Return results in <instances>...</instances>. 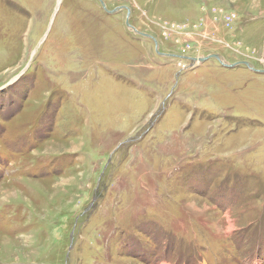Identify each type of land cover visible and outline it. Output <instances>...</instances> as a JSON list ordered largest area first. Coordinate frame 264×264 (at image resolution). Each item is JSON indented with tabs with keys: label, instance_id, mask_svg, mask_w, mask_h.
<instances>
[{
	"label": "rangeland",
	"instance_id": "obj_1",
	"mask_svg": "<svg viewBox=\"0 0 264 264\" xmlns=\"http://www.w3.org/2000/svg\"><path fill=\"white\" fill-rule=\"evenodd\" d=\"M103 1L0 0V264H264V0Z\"/></svg>",
	"mask_w": 264,
	"mask_h": 264
},
{
	"label": "water",
	"instance_id": "obj_2",
	"mask_svg": "<svg viewBox=\"0 0 264 264\" xmlns=\"http://www.w3.org/2000/svg\"><path fill=\"white\" fill-rule=\"evenodd\" d=\"M101 1V3H102V5H103V7L105 8V9H107V6H106V3L103 1V0H100ZM107 11H109V12H111V13H114V12H116L117 11V9H115V10H113V11H111V10H109V9H107ZM127 25H129V26H131V24L129 23V21H127ZM135 29V28H134ZM136 30V29H135ZM137 31V30H136ZM145 36H147V37H151L150 35H148V34H144ZM153 38V37H152ZM154 40H155V42H156V45H158V41L155 39V38H153ZM211 57H215V58H217L219 61H221L224 65H228L227 63H225L223 60H222V58L219 56V55H217V54H215V55H212ZM203 59H206V58H203ZM196 58H192V61L193 62H196ZM241 63H243V64H246L249 68H251V69H255L254 67H253V65L251 64V63H249V62H241ZM234 66V65H233Z\"/></svg>",
	"mask_w": 264,
	"mask_h": 264
},
{
	"label": "trees",
	"instance_id": "obj_3",
	"mask_svg": "<svg viewBox=\"0 0 264 264\" xmlns=\"http://www.w3.org/2000/svg\"><path fill=\"white\" fill-rule=\"evenodd\" d=\"M96 205V203L94 204V206ZM65 257V256H64ZM66 258V257H65ZM65 261V260H64Z\"/></svg>",
	"mask_w": 264,
	"mask_h": 264
},
{
	"label": "bare ground",
	"instance_id": "obj_4",
	"mask_svg": "<svg viewBox=\"0 0 264 264\" xmlns=\"http://www.w3.org/2000/svg\"><path fill=\"white\" fill-rule=\"evenodd\" d=\"M190 59V58H189Z\"/></svg>",
	"mask_w": 264,
	"mask_h": 264
}]
</instances>
